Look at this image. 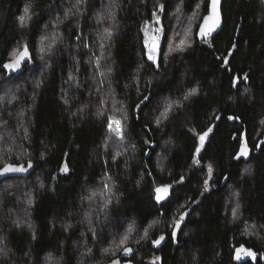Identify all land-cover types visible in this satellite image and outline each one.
Here are the masks:
<instances>
[{
  "label": "trees",
  "instance_id": "trees-1",
  "mask_svg": "<svg viewBox=\"0 0 264 264\" xmlns=\"http://www.w3.org/2000/svg\"><path fill=\"white\" fill-rule=\"evenodd\" d=\"M160 4L157 67L147 58L144 31ZM197 10L204 16L208 3L0 0V86L13 49L27 45L34 63L8 79L20 90L17 102L0 103V142L12 145L2 150V161L33 165L21 176H0V264H107L119 255L103 250L130 227L135 248L121 258L124 264H147L153 256L156 264H235L237 248L264 264V2L224 0L220 33L198 41V19L193 45L165 57L172 22L185 18L180 22L190 25ZM187 31L177 33L184 38ZM44 36L55 44L54 56L42 61ZM246 73L247 81L234 88L232 78ZM193 88L197 94L185 100ZM145 96L150 99L137 108ZM169 102L173 109L164 119ZM108 117L124 123L129 152L120 158L112 143L105 147ZM209 128L196 155L198 134ZM241 135L249 156L236 160ZM101 183L109 184L103 190L113 191V201L103 213L95 207V236L84 220ZM162 185L174 186L163 206L153 197ZM231 201L240 205L238 220ZM182 212L188 215L173 241V222ZM161 235L165 240L154 246Z\"/></svg>",
  "mask_w": 264,
  "mask_h": 264
},
{
  "label": "snow or ice",
  "instance_id": "snow-or-ice-1",
  "mask_svg": "<svg viewBox=\"0 0 264 264\" xmlns=\"http://www.w3.org/2000/svg\"><path fill=\"white\" fill-rule=\"evenodd\" d=\"M77 2L79 3L80 0H77ZM203 2L208 3V15H206L204 17V21L203 23L200 25V30L197 33L198 36L200 37H205V36H210L220 25L222 22V0H203ZM197 7H199V5H197ZM165 8V6L163 4H160L158 6L157 11L153 12V17L157 20V22H159V17H158V12L163 11ZM177 11L179 12V8L177 9ZM27 14H28V9L25 8V14L22 15L19 20L21 22V24L23 25L26 21L27 18ZM159 33H163V28H159L156 30ZM105 33L107 34V36L110 37L111 33L108 31V29H105ZM183 43V42H182ZM145 46L146 48H148V54H147V58L149 61H152L153 64H157V67H159V64L157 63V55L156 53L159 51V43H158V37L154 38L151 42V45L149 46L148 41H145ZM187 46H191L190 44ZM50 47V46H49ZM85 47H87V44H85ZM101 47H103V45H101ZM237 47L236 44H233L232 49L229 50V56L233 55V50ZM170 50H171V46H170ZM181 51H183V48H180ZM41 52H44V48L42 47L40 49ZM30 56H29V49L27 45H24L22 47V49H18V50H14L12 57L10 58V60L8 62H6L3 65V68L8 69L11 72H15L18 71L23 63H26L29 60ZM224 65L226 66L229 63L228 57H224ZM98 62V61H97ZM243 79L244 81H247L248 79V74L246 73L244 75L243 78H239V77H233L232 78V86L238 87V84L240 82V80ZM198 92L197 89L193 88L191 89L184 97L185 100H188L191 96L196 95ZM13 99H15V97H13ZM150 98L148 96H145L144 99L140 102V104H137L136 107L140 108L141 105H143L145 103V101H148ZM11 102V101H9ZM67 103V101H65ZM173 103L174 102H169L166 107L165 110L161 113V117L164 119H167L168 113L170 111H172L173 109ZM99 115H103V113H99ZM127 117H125L126 119ZM229 119H239L238 117H229ZM160 118H157L156 123L157 125L160 124ZM107 127L110 133H113L114 135H116L118 138L120 139H124V125L122 123L121 120L119 119H115L114 117H108V121H107ZM212 131L211 128H209L207 131L203 132L202 134H198V145L196 146L195 149V154L198 155L200 154L201 150L205 148V141L206 138L208 137L209 133ZM241 146L239 151L237 152L236 156L234 157V159L236 160H240L241 158H248L249 156V152L247 151V145L246 142L243 141V137L241 135ZM41 159H44V156H41ZM194 164H198L199 160L198 159H194L193 161ZM33 165L31 163H29L27 165V167L23 166V165H14V164H4L3 167H0V176H3L7 173H23V172H27L28 169L32 168ZM60 171L62 173H67L69 171L67 164H63L60 167ZM212 166L209 165L208 166V173L209 175L212 174ZM248 171V170H246ZM55 178V177H54ZM109 179H111V177H109ZM227 179V178H226ZM184 180V177L181 176V180L179 181L180 183H182ZM208 185H209V181L206 179L204 181V191H208ZM43 187V185H41ZM105 188L108 187L107 184L104 185ZM171 185H162V186H157L153 189L154 193H155V200L157 203H161V201H165V200H169L170 202V189H171ZM239 193H235V196H239ZM32 201L29 200L28 204L31 205ZM163 206V205H161ZM239 208L240 205L239 203H237L235 205V207H233L232 209V216L234 220H238L240 218L239 216ZM188 215V213H184L182 212L180 214L179 219L175 220L173 222L174 226L172 229V239L173 241L176 240V236H177V230L180 228L181 223L185 220V217ZM151 227V226H150ZM129 232L132 231L131 227L128 230ZM147 232L148 230H145V237L147 236ZM128 240V236L125 235L124 237H122L120 239V245H125L126 242ZM165 240V237L163 235H161L158 239H155L152 241L154 246H159L161 244V241ZM119 246V245H118ZM105 251H108L107 249ZM239 251V250H237ZM133 252V249L127 246L123 247V254L125 256L129 255L130 253ZM248 255L253 256L254 257V253H252L251 251H249ZM159 260V257L156 258V261ZM156 261H153V264H156ZM112 264H118V261L114 260L112 262Z\"/></svg>",
  "mask_w": 264,
  "mask_h": 264
},
{
  "label": "rangeland",
  "instance_id": "rangeland-1",
  "mask_svg": "<svg viewBox=\"0 0 264 264\" xmlns=\"http://www.w3.org/2000/svg\"><path fill=\"white\" fill-rule=\"evenodd\" d=\"M264 2V0H262ZM202 4V3H201ZM202 5L199 4V7H197L198 9L201 7ZM204 16H202V12L197 10L195 11L194 13L191 14V23L190 25L188 23H181L180 21H185V18H181L180 20H177L176 22H172V25H175L176 24V27L173 31V35H172V38L170 39V43L168 44V48H167V52H166V55L165 57H168L170 54H172V51L174 50L175 52L177 50H179L184 43H189L191 46L193 45V39H194V33H193V25L197 26L199 21L198 19H200V21L202 20ZM160 20L159 22H157V20L154 18V21L151 22V25L147 26L145 28V37H146V40L148 41V44H150L152 42V40L154 38H157L158 37V41L160 42V47H161V38H162V33H159L157 32L156 30L160 28ZM181 25V27H180ZM180 28H181V31L183 30V33H185L187 30V35L183 38L182 36L179 35V33H177L178 31H180ZM52 42V43H51ZM55 42V40H51L50 38H48L47 36H44L43 38H41L39 41H38V47H39V57L40 59L43 61L45 57H51V56H54V54L52 53V47H54V44L53 43ZM183 42V43H182ZM50 46V47H49ZM170 46H171V50H170ZM190 46V47H191ZM23 46H20V47H17L15 49H13L10 54H9V60L10 58L12 57V54L14 52V50H18V49H22ZM44 48V52H41L40 49L41 48ZM184 51V50H183ZM182 51H179L178 53H180ZM29 60L26 62V63H23L21 68L18 70V71H15V72H11L9 71L8 69H4L5 71V76L3 77L4 80H2L3 84L0 86V103H4V104H8V105H12L14 103L17 102L18 98H19V92L20 90L17 88V85L15 86H12L11 85V81L13 80H8L10 79V77H16L18 75H20V73H22L23 71H25V67L28 66V68H30L31 66L34 65V63L32 62L31 60V54H30V50H29ZM8 60V61H9ZM27 68V69H28ZM6 80V81H5ZM13 97H15V99H13ZM11 101V102H9ZM123 123V122H122ZM124 125V123H123ZM125 137V135H124ZM0 140H3L0 138ZM109 141V143H108ZM110 143H112V147L114 148L113 150L115 151V156L116 158H120L122 156H124L125 154H127L129 151L126 150V147L129 148V146H126V142H123V139H120L118 138L116 135H114L113 133H110L108 134V137L106 139V143H105V147L106 149L108 147L111 148L110 146ZM1 146H0V165H2L4 163V161H2V157L4 154H2V150L4 151H10V148H11V144H8V145H5L4 142H0ZM248 151V149H247ZM21 156V155H19ZM11 159H9L8 161H10ZM7 162V161H6ZM6 162L4 164H6ZM25 173V172H23ZM23 173H7L6 176L8 177H15V176H21ZM109 181V180H107ZM104 185L105 184H100V188L101 189H98L96 191H94L92 193V198H95L93 200L90 201V207H88L89 209L92 210V213L89 214L87 212V216L84 220V223L87 227H89L90 231H93V235L97 236V231H94V228L92 227V223L95 222V218L93 216V212L95 211V207L97 206V204H99V212L100 213H103L106 211L107 209V206L113 201V191H107L106 193H104ZM109 188V184H107ZM112 186V185H111ZM115 195V194H114ZM229 203V202H228ZM231 209H230V212L232 213V209L233 207H235V204L232 203H229ZM109 216H105L104 218L101 219V224L103 222H105L106 220H108ZM248 230V229H247ZM263 230V231H262ZM260 231H262L264 233V228L261 229ZM133 231L129 232H125L121 235H118V236H114L111 238L110 240V243L108 245V247L106 248L108 251H105L106 249L103 250V255H107V254H112L115 255H119V258H114L112 259L109 263L107 264H112V262L114 260L118 261V264H124V262L121 261V258H124V257H129L132 253H130L129 255L125 256L123 254V247L124 246H127V247H130L134 250L135 248V243L132 242V240H130L129 238V234L132 233ZM255 231L254 230H250L248 232L249 235H252ZM136 233V231H135ZM143 234V233H142ZM125 235L128 236V240L126 242L125 245H120V239L122 237H124ZM143 239L145 240L146 237H145V234H143ZM119 245V246H118ZM235 255L239 256V257H243V256H240L241 254V251L239 252H234ZM234 256V255H233ZM112 258V257H111ZM156 258L157 256H153L151 259H148L147 260V264H153V261H156ZM158 261H156V263H158Z\"/></svg>",
  "mask_w": 264,
  "mask_h": 264
},
{
  "label": "water",
  "instance_id": "water-1",
  "mask_svg": "<svg viewBox=\"0 0 264 264\" xmlns=\"http://www.w3.org/2000/svg\"><path fill=\"white\" fill-rule=\"evenodd\" d=\"M223 1H224V0H222V5H223ZM209 3H210V0H209ZM206 15H208V10H207V13L204 15V17H205ZM204 17L202 18V20H201V22H200V24H199V27H198L197 33H198L199 30H200V25H201V24L203 23V21H204ZM222 27H223V19H222L221 25H220V26H219V27H218V28H217V29H216V30H215L210 36H205V37L202 38V37L198 36L197 33H196V38H197L198 41H205V40H208L209 38H212V37L216 36L218 33H220ZM158 43H159V51H160V42L158 41ZM150 45H151V43L149 44V46H150ZM159 51H158L156 54H158ZM171 186H172V187H171V189H170V195H171V193H172V191H173V188H174L173 185H171ZM153 197H154V201H155V203H156L157 205L164 204L165 202L168 201V200H165V201H161V203H157L156 200H155V193H154V191H153ZM237 250H239V251H241V252H244V255H243V257H239V256H237V255L234 254V256H233V262H234L235 264H244V263H247V262H252L253 264L256 263V259H257L256 254H255L254 257H253V256L248 255L249 251H247V250H245V249H243V248H237V249L235 250L236 252H239V251H237Z\"/></svg>",
  "mask_w": 264,
  "mask_h": 264
},
{
  "label": "flooded vegetation",
  "instance_id": "flooded-vegetation-1",
  "mask_svg": "<svg viewBox=\"0 0 264 264\" xmlns=\"http://www.w3.org/2000/svg\"><path fill=\"white\" fill-rule=\"evenodd\" d=\"M244 255V252H241L240 256H243Z\"/></svg>",
  "mask_w": 264,
  "mask_h": 264
}]
</instances>
